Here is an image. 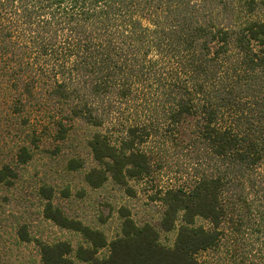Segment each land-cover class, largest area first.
Returning a JSON list of instances; mask_svg holds the SVG:
<instances>
[{
    "label": "trees",
    "instance_id": "obj_1",
    "mask_svg": "<svg viewBox=\"0 0 264 264\" xmlns=\"http://www.w3.org/2000/svg\"><path fill=\"white\" fill-rule=\"evenodd\" d=\"M0 98L28 129L16 166L40 134L62 142L80 121L93 128L92 188L111 181L135 196L131 180L174 167L185 176L151 196L155 224L120 206L110 240L41 186L44 218L83 240H34L42 264H72V253L89 264H208L206 252L264 264V0H0ZM18 175L2 164L0 185ZM15 238L31 241L24 225Z\"/></svg>",
    "mask_w": 264,
    "mask_h": 264
},
{
    "label": "rangeland",
    "instance_id": "obj_2",
    "mask_svg": "<svg viewBox=\"0 0 264 264\" xmlns=\"http://www.w3.org/2000/svg\"><path fill=\"white\" fill-rule=\"evenodd\" d=\"M9 103L0 98V166L8 163L18 170L19 175L12 185H0V264H42L34 240L50 243L68 240L74 249L83 242L77 232L60 228L44 218V201L38 194L41 186L53 189V203L66 215L102 230L110 240L120 233L121 219L117 212L120 206L128 208L138 224L145 221L155 224L162 206L151 196L158 189L186 181L185 176L180 178L179 173L174 172V167L170 171H167L168 168L160 169L148 179L131 180L130 184L136 190L135 196L126 195L111 181L92 188L84 180V173L93 165L86 146V139L93 128L80 121L62 142L53 140L48 133H39L41 137L37 142L38 147L33 148V159L16 166L14 154L17 146L29 142L26 137L28 129L19 124L21 118L11 114ZM55 146L59 148L56 153L53 152ZM71 156L82 159L84 167L68 170L67 160ZM21 225L26 227L31 241L16 242V230ZM175 233L176 229L161 232V243L171 246ZM106 253L107 248H103L98 255ZM71 257L72 264H89L74 258L73 253ZM199 257L208 264L218 263L216 254L212 252L202 253Z\"/></svg>",
    "mask_w": 264,
    "mask_h": 264
}]
</instances>
